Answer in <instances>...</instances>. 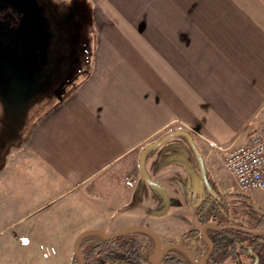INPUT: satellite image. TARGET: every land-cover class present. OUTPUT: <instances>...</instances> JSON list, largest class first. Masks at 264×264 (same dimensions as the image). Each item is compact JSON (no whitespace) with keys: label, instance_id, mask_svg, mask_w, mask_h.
Returning a JSON list of instances; mask_svg holds the SVG:
<instances>
[{"label":"crops","instance_id":"0c3cea01","mask_svg":"<svg viewBox=\"0 0 264 264\" xmlns=\"http://www.w3.org/2000/svg\"><path fill=\"white\" fill-rule=\"evenodd\" d=\"M99 2L104 13L88 6L96 20L97 14L126 16L120 34L90 42L87 74L79 73L75 87L34 127L21 154L10 144L7 157L33 160L40 169L37 180L46 174L65 189L88 188V199L109 215L79 234L145 226L166 245L176 239L169 230L175 220L163 216L168 211L133 224L113 223L114 214L133 200L125 192L132 186L113 181L117 173L136 170L139 185L142 150L178 129L192 134L214 178L227 172L226 149L264 126V0ZM44 79L49 85L52 78ZM171 150L151 149L145 157L147 173L163 187L175 185L178 165L168 160ZM197 239L192 254L201 259L202 237L181 244L188 248Z\"/></svg>","mask_w":264,"mask_h":264},{"label":"rangeland","instance_id":"374dc122","mask_svg":"<svg viewBox=\"0 0 264 264\" xmlns=\"http://www.w3.org/2000/svg\"><path fill=\"white\" fill-rule=\"evenodd\" d=\"M29 1L33 4V9L42 16L47 33L53 34L49 40L46 38L44 41H47L42 42L43 47L49 51L53 49L52 54H61L63 58L62 62L51 60L49 65L56 70L63 65L65 72L80 73L82 76L89 71L90 42H102L105 36L115 37V34H120L117 29L122 26L121 21L126 17L120 14H97L96 20V15L90 14L88 6L97 13H104L106 9L99 0ZM116 1L120 4V0ZM102 18L107 19L109 25L101 21ZM105 27H114L115 30L105 31ZM79 76L73 82L74 87ZM14 87L8 83L3 84L0 77V264H79V259L74 254V241L79 231L98 224L101 218H108L109 214L88 199L91 192L86 186L65 189L46 174L44 178L37 177V180L35 176L40 169L33 160L22 157L8 159L9 145L16 146L12 150L21 154L34 127L60 99L58 94L43 93V88H39L37 94L35 91V96L29 95V99H22L16 90H11ZM71 87L68 85L67 90L73 89ZM177 146L183 147L179 150ZM156 149H172L168 160L178 165V168H174L175 185L164 187L165 194L143 177H140L138 185L136 180L139 173L136 170L117 173L113 185L124 182L127 186H132L125 192L127 199L133 197V200L131 206L114 214L113 223L133 224L140 222L143 215L159 216L168 211L163 216L175 220L169 230L178 240L183 233L201 229L193 210L195 208L191 212L188 200L195 202L192 197H202L206 193V186L197 156L184 135H176L152 150ZM205 162L211 185L217 184L235 190V180L229 173L221 170L220 177L216 179L212 176L206 159ZM162 183L159 184L163 186ZM145 187L152 192L144 190ZM107 194L110 195V191ZM262 194V191H255L252 197L258 198ZM174 205L179 208L175 210ZM200 242V239L193 240L187 247L193 252ZM206 250L207 246H204V251Z\"/></svg>","mask_w":264,"mask_h":264},{"label":"flooded vegetation","instance_id":"af4514ba","mask_svg":"<svg viewBox=\"0 0 264 264\" xmlns=\"http://www.w3.org/2000/svg\"><path fill=\"white\" fill-rule=\"evenodd\" d=\"M33 8L29 0H0V77L3 84L15 86L11 90H16L22 99H29V95L35 96L41 88L44 89L43 93H49L50 89L56 88L68 76L76 74L65 72L63 65L57 70L49 65V61L62 62L63 58L61 54L57 56L52 54L53 49L49 51L42 43L39 47L36 44L37 41L45 42L44 39L47 36L53 37V34L47 33L42 16L40 17L38 11ZM60 50L62 52L61 48ZM47 76L52 78L49 85L44 79ZM57 77L59 79L55 82ZM188 143L190 144L189 140ZM177 148L181 150L180 146ZM212 188L216 194H212L206 188V193L202 197L197 199L192 197V200L196 201L188 203L191 209L194 207L201 213L204 212L208 221L203 225L214 223L220 228H226L219 230L210 227L206 231L208 237L210 238L209 235L213 231H219L220 237L231 236L222 240L225 245L235 247V258L228 260L230 264H264V236L254 234L264 232V192L255 198L245 195L237 187L233 190L212 184ZM196 218L202 228L203 225L197 215ZM235 227L243 228L244 231ZM199 230L201 232V229ZM169 244L165 245L163 242L164 247ZM204 244L208 250L205 240ZM167 254L160 257L162 263H166L164 258Z\"/></svg>","mask_w":264,"mask_h":264},{"label":"trees","instance_id":"16d2710c","mask_svg":"<svg viewBox=\"0 0 264 264\" xmlns=\"http://www.w3.org/2000/svg\"><path fill=\"white\" fill-rule=\"evenodd\" d=\"M78 74L67 77L50 94H58L61 98L62 95L66 94L68 85L73 87V82ZM193 210H195L202 225L208 221L207 217L204 216V212L201 213L197 209ZM220 234L219 231L210 233L209 236L214 242V250L205 264H223L228 260H234L235 247L222 243L224 238L231 236L224 235L220 237ZM200 235L199 229H193L182 234L178 240L173 239L172 242L180 243ZM80 250L86 264H145L152 262L155 254V241L148 234L141 232L122 235L112 240H106L99 235H90L81 241ZM164 261L169 264H192L188 257L177 249H172L164 258Z\"/></svg>","mask_w":264,"mask_h":264},{"label":"water","instance_id":"95a60500","mask_svg":"<svg viewBox=\"0 0 264 264\" xmlns=\"http://www.w3.org/2000/svg\"><path fill=\"white\" fill-rule=\"evenodd\" d=\"M46 38L48 40L49 36H47ZM41 43L42 42H38V41L36 42V44H39V45ZM43 45H44V43H43ZM176 135H184L189 140L190 145H191L194 153L196 154L198 162L200 164L201 175H202L203 181L205 183V186L209 192H211L212 194H216L214 192L212 185H211V182L209 181L208 176H207L205 159L202 156L200 150L198 149L192 134L190 132H188L187 130H184V129H178V130L170 131L167 134L163 135L160 139L148 144L142 150V152L140 154V158H139V166H140L141 176L145 180H147V182L150 185L157 187L159 190H161L163 193L166 194L165 188L161 184L155 182L154 180H152L149 177L147 170H146V167H145V157L151 149L164 144L165 142H167L169 139H171L172 137H174ZM210 227L217 228L219 230H225L226 229V228H220L214 223H207V224L202 226L201 237L207 242L208 250H207L206 254L200 260L196 259L195 256L192 254V252L180 243L173 242V243L164 247L163 242H162L161 238L158 236V234L154 230H152L151 228H148L145 226H132V227L125 228L123 230H119V231L112 233V234H108L104 230H101V229L85 230L84 232L80 233L74 241V254L79 259V264H86V261L82 255V253H81V250H80V243L85 237L90 236V235H99L106 240H112V239L119 237V236H122V235L141 232V233H145V234H148L149 236H151L156 243V256H154L152 258V261H155L157 257H164L171 249H177L180 252L184 253L188 257V259L191 261L192 264H204L207 261V259L212 255L213 250H214V243L208 237V235L206 233L207 229ZM235 229H239V230L241 229L244 231L243 228L235 227ZM254 234L258 235V236H264V232L254 233Z\"/></svg>","mask_w":264,"mask_h":264},{"label":"built area","instance_id":"2783aa9c","mask_svg":"<svg viewBox=\"0 0 264 264\" xmlns=\"http://www.w3.org/2000/svg\"><path fill=\"white\" fill-rule=\"evenodd\" d=\"M225 169L245 195L264 192V126L249 133L245 143L226 149Z\"/></svg>","mask_w":264,"mask_h":264}]
</instances>
